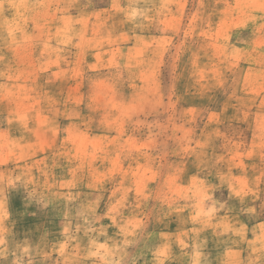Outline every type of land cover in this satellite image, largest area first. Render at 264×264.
Masks as SVG:
<instances>
[{
    "label": "rangeland",
    "instance_id": "374dc122",
    "mask_svg": "<svg viewBox=\"0 0 264 264\" xmlns=\"http://www.w3.org/2000/svg\"><path fill=\"white\" fill-rule=\"evenodd\" d=\"M108 1L77 0L72 7L92 9ZM45 3L0 0V264H179L176 257L155 255L157 238L147 218L160 201L170 203L180 195L181 162H174L177 172L171 175L139 174L142 167L134 175L102 174L116 170L108 169L115 165L99 158L100 151L122 145L89 142L103 130L99 127L68 126L71 115L91 122L80 107L86 80L76 69L69 114L67 68L73 49L66 20L59 19L64 30L55 32L52 17L37 15L36 8ZM68 7V1H60L61 12ZM243 76L245 85L252 78L248 87L264 88V0H189L161 72L173 107L170 151L179 149L181 133L193 136L211 119L205 130L219 143L200 153L209 167V154L227 151L234 136L260 140L264 125H254L264 124V97L241 95ZM223 100L255 109L250 129L243 130L239 121L217 124L214 110ZM92 115L98 118V112ZM181 120L189 125L181 127ZM142 125L147 128V122ZM255 143L257 158L246 167L264 174ZM239 144L230 148L240 151ZM139 146L145 151L150 145ZM161 162L162 172L171 170ZM225 162L215 158L212 170ZM161 187L174 191L166 195Z\"/></svg>",
    "mask_w": 264,
    "mask_h": 264
},
{
    "label": "crops",
    "instance_id": "0c3cea01",
    "mask_svg": "<svg viewBox=\"0 0 264 264\" xmlns=\"http://www.w3.org/2000/svg\"><path fill=\"white\" fill-rule=\"evenodd\" d=\"M60 1L65 0H47L36 11L37 15L52 17L50 29L55 32L64 30L62 20H66L68 46L73 49L67 68L69 114L76 93L72 86L75 70L86 80L80 107L84 106L83 116L91 122L69 115L68 126L99 127L103 130L98 136L92 135L89 142L99 139L103 144L122 145L100 151L99 158L110 159L115 165L108 169L116 170L102 174L134 175L142 167L139 174L171 175L177 172L172 167L174 162L182 164L183 178L177 186L180 195H173L170 203L160 201L159 206H154L152 218H147L157 238L154 254L176 257L179 264H264V174L246 167L251 164L249 160L257 158L252 156L254 137L250 134L247 140H242V134L234 136L227 151L209 154L212 160L209 167L200 153L201 148L214 149L219 143L218 136L210 129L205 130L209 128L206 125L214 122L211 119L193 136L181 133L179 149L170 151L173 107L167 104L161 72L189 0H109L92 9H75L72 6L77 0H66L69 2L66 12L59 10ZM245 80L243 76L241 95L264 97V88L260 86L256 91L248 87L252 78L247 85ZM96 81L101 82L99 88ZM92 111L98 112V118H94ZM214 111L218 125L239 121L243 130L253 125L255 109L244 104L223 100ZM144 121L146 129L141 126ZM181 121V127L189 125L188 121ZM151 122L153 130L149 127ZM260 122L261 125L254 126L263 127ZM104 129L116 132L106 134ZM123 130L125 134L121 135ZM87 140L84 139L85 144ZM145 143L150 146L140 151L139 145ZM238 143L240 151L230 148ZM255 144L264 159V135ZM189 149L193 151L188 152ZM215 158L226 162L213 171V164L217 166L213 163ZM138 160H143L141 165L134 162ZM162 160L171 170L161 171ZM173 191V187H161L166 195Z\"/></svg>",
    "mask_w": 264,
    "mask_h": 264
}]
</instances>
